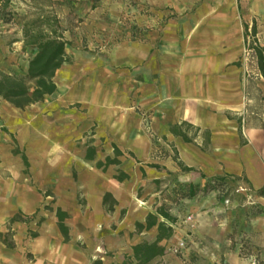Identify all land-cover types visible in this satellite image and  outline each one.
<instances>
[{
  "label": "rangeland",
  "instance_id": "obj_1",
  "mask_svg": "<svg viewBox=\"0 0 264 264\" xmlns=\"http://www.w3.org/2000/svg\"><path fill=\"white\" fill-rule=\"evenodd\" d=\"M199 1L8 0L5 11L10 12V20L0 21V71L24 74L35 46H24L22 26H32L33 20L43 22L56 17L58 23L54 28L69 42L66 51L71 59L58 71L55 82L66 86L68 76L75 78L76 72L89 74L99 69L111 78L110 92L119 83L125 85V96H130L131 79L139 74L136 60L146 59L148 44L159 39L168 19L193 9ZM179 4L183 6L176 11L174 6ZM247 35L249 42L254 40L264 46V27H258L254 33L250 28ZM245 48L238 64L247 81L253 82L247 107L261 109L264 96L255 80L260 82L264 93V73L258 70L254 52L249 50L247 54ZM122 76L125 77L120 79ZM147 122L145 118L144 124ZM49 126H28L13 133L0 120V231L14 242V248L0 242V264H136L130 259L131 246L137 241H153L157 231L156 227L138 231L135 222L141 217V208L148 207L155 212L158 206H163L174 218L172 223L167 221L172 233L161 241L164 253L147 264H227L223 256L226 251H236L244 259L242 264L251 258L264 260L260 258L257 245L264 240V193L248 183L243 175L207 177L198 170L178 166L176 171H167L164 176L152 179L146 175L145 167L164 169L162 159L167 156L170 145L163 135L148 130L154 144L152 158L138 160L128 150L119 156V159L128 158L125 167L138 165L143 169L142 183H135L131 189L133 196L126 193L128 206L113 217V207L108 208L114 200L109 197L103 216L86 217V202L81 191L75 193L77 210L68 208L73 204L76 171L72 167L66 175L65 163L60 161L65 152L54 144L60 130L52 124ZM184 130L190 136L196 133L192 128ZM92 134V131L85 133L75 145L63 148L87 145ZM258 148L264 156L263 139L259 140ZM117 168L116 172L122 170ZM183 173L187 177H183ZM189 183L196 185V193L191 198L182 197ZM58 206L69 214L65 220L69 228L68 241H64L57 226L55 208ZM189 213L193 215L192 224L185 221ZM15 214L19 221L9 228L8 220ZM180 241L184 245L175 249Z\"/></svg>",
  "mask_w": 264,
  "mask_h": 264
},
{
  "label": "crops",
  "instance_id": "obj_2",
  "mask_svg": "<svg viewBox=\"0 0 264 264\" xmlns=\"http://www.w3.org/2000/svg\"><path fill=\"white\" fill-rule=\"evenodd\" d=\"M182 6L174 8L180 11ZM242 22L247 24L246 32L252 30L253 23L255 30L264 27V0H200L193 9L168 19L159 39L148 44L146 59L136 60L139 74L131 79L130 96H125L124 84L116 83L110 92L111 78L105 70L76 72L77 77L68 76L66 86L56 83L55 91L44 101L24 109L1 99L0 120L13 133L28 126L44 128L50 124L60 130L54 140L65 152L60 161L65 163L66 175L73 167L77 176L72 188L73 204L68 208L77 210L75 193L81 191L86 217L106 213L105 193L114 200L113 217L128 206L126 193L133 196L132 187L143 180L140 166L125 167L129 161L125 156L120 157L118 165H109L105 170L96 167L95 162L113 157V144L121 151L132 152L138 160L152 158L154 144L148 130L163 135L170 145L166 144L169 152L162 159L165 168L145 167L148 177L158 179L167 171H176L178 160L207 177L243 175L253 187L262 189L264 156L258 144L264 140V104L261 109L247 107L253 82L247 81L238 64L245 47ZM116 77L119 79L117 74ZM255 82L264 96L260 82ZM174 125L190 141L172 133L170 128ZM185 127L194 129V136ZM91 131L92 139L87 145L63 148L75 145ZM204 145L206 149L202 148ZM88 146L95 147L92 161L85 159ZM117 167L129 174V179L114 178ZM141 209L136 222L143 223L152 211L148 207ZM129 213L130 208L127 216ZM257 245L260 258L264 259V240ZM223 256L227 264L244 262L236 251H226Z\"/></svg>",
  "mask_w": 264,
  "mask_h": 264
},
{
  "label": "trees",
  "instance_id": "obj_3",
  "mask_svg": "<svg viewBox=\"0 0 264 264\" xmlns=\"http://www.w3.org/2000/svg\"><path fill=\"white\" fill-rule=\"evenodd\" d=\"M8 0H0V21L8 22L10 20V12L5 11V7ZM39 22V23H38ZM42 21L33 20L32 26H22V41L24 46L34 45L35 53L28 60L27 68L24 74L19 75L15 73H5L0 71V98L8 101L10 104L17 108L24 109L26 106L37 103L45 99L46 96L52 94L56 89L55 76L65 63L70 61V56L66 49L69 42L64 38L62 32H59L54 25H57L56 17L47 18ZM244 29L245 46L248 50L253 51L257 60V66L260 74L264 73V46H261L254 40L248 42L247 40V24L242 22ZM255 25L253 23L252 33L255 32ZM186 124V122H182ZM178 125H174L170 128V131L176 135H181L184 140L190 141V138L178 128ZM239 132L241 127L238 128ZM206 149L207 145L202 146ZM113 157L106 156L104 161L97 160L95 166L105 170L111 164H119V156L123 155V152L113 144ZM95 147L88 146L85 153V159L88 161L94 160ZM25 159V156H23ZM178 166L184 170H192L193 168L183 165L177 160ZM156 166V165H155ZM143 173V169H141ZM119 181L128 178V174L123 170H117L114 175ZM188 191L182 193L181 196L185 198H191L195 195L196 185L189 183ZM183 191V190H181ZM260 193H264V188L260 189ZM111 197L109 193H105L103 198L104 206ZM113 205L108 208L111 210ZM18 214H22L18 212ZM18 214L12 215L8 220L7 225H10L18 220ZM55 215L57 218V226L61 232L64 241L69 240V228L65 223V220L69 217V214L61 209L59 206L55 208ZM28 217V216H27ZM167 221L172 223L174 218L171 214L165 210L163 206L155 208V212H148L146 214L144 222H135V226L138 231L150 230L156 227V237L153 241L137 242L131 246L132 256L136 264H147L156 256L164 253V246L161 241L169 238L172 233L171 224H167ZM11 233V232H10ZM0 242L8 248H14V242L11 237L0 231Z\"/></svg>",
  "mask_w": 264,
  "mask_h": 264
},
{
  "label": "built area",
  "instance_id": "obj_4",
  "mask_svg": "<svg viewBox=\"0 0 264 264\" xmlns=\"http://www.w3.org/2000/svg\"><path fill=\"white\" fill-rule=\"evenodd\" d=\"M244 51L247 54L249 52V50L247 48H245ZM185 221L192 224L193 223V215L191 213L187 214L185 216ZM183 245H184V242L183 241L177 242L176 245H175V249L181 248ZM246 264H264V260H261L260 261V260H257L255 258H251V259L248 260V262Z\"/></svg>",
  "mask_w": 264,
  "mask_h": 264
}]
</instances>
